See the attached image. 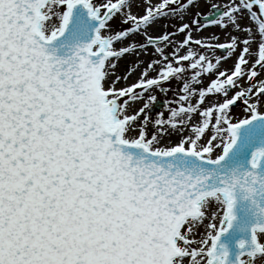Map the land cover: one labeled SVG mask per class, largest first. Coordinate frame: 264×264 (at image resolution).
Returning <instances> with one entry per match:
<instances>
[{"label":"snow or ice","instance_id":"6c2138e0","mask_svg":"<svg viewBox=\"0 0 264 264\" xmlns=\"http://www.w3.org/2000/svg\"><path fill=\"white\" fill-rule=\"evenodd\" d=\"M0 264H264V0H0Z\"/></svg>","mask_w":264,"mask_h":264}]
</instances>
